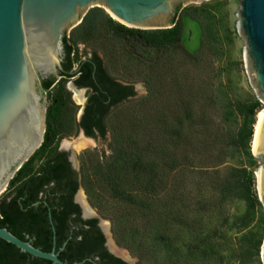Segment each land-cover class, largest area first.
Listing matches in <instances>:
<instances>
[{
  "label": "trees",
  "instance_id": "16d2710c",
  "mask_svg": "<svg viewBox=\"0 0 264 264\" xmlns=\"http://www.w3.org/2000/svg\"><path fill=\"white\" fill-rule=\"evenodd\" d=\"M218 7H180L171 27L151 30L127 27L101 7L87 11L73 37L72 70L77 71L48 95L45 143L0 196V227L50 251V216L58 255H110L102 247L97 220L78 216L73 196L81 186L110 220L116 243L145 264L260 262L264 219L255 220L261 202L251 153L256 116L262 110L257 98H231L208 82L173 79L172 97L162 108H149L113 132L108 156L95 155L76 171L67 152L58 149L60 139L77 128L86 136L104 137L114 109L135 95L133 85L119 81L97 54L101 43H116L128 67L151 62L152 67L171 69L176 57L167 53L172 51L196 63L205 49L216 51ZM187 18L201 31L194 52L183 45ZM81 43L93 48L87 58L80 55ZM159 53L167 58L156 59ZM70 79L87 89L79 121L66 88ZM214 106H219L222 126L207 116ZM70 222L79 228L68 236ZM28 255L0 239V264H27Z\"/></svg>",
  "mask_w": 264,
  "mask_h": 264
},
{
  "label": "water",
  "instance_id": "95a60500",
  "mask_svg": "<svg viewBox=\"0 0 264 264\" xmlns=\"http://www.w3.org/2000/svg\"><path fill=\"white\" fill-rule=\"evenodd\" d=\"M198 1L0 0V196L45 143L48 95L68 74L73 76L77 71L72 70L73 37L90 8H103L127 27L151 30L171 27L184 3ZM239 5L237 28L245 40V70L257 99L264 102V0H240ZM83 109L84 105L78 121ZM79 131L83 137H90L82 128ZM251 152L261 162L256 170V188L264 206V109L257 115ZM68 159L77 171L74 154ZM104 230L108 239L111 232ZM0 239L21 252L65 264L56 256L54 246L43 251L4 227H0ZM261 251L264 264V238Z\"/></svg>",
  "mask_w": 264,
  "mask_h": 264
},
{
  "label": "rangeland",
  "instance_id": "374dc122",
  "mask_svg": "<svg viewBox=\"0 0 264 264\" xmlns=\"http://www.w3.org/2000/svg\"><path fill=\"white\" fill-rule=\"evenodd\" d=\"M240 0H200L198 2H187L181 6V9L187 6L199 7L204 4L219 5L216 13V51L205 49L200 60L196 63H191L183 55L172 51L167 53L169 58L175 56V61L171 69L152 67L151 62H137L131 67L125 66L123 54L120 52L119 46L114 42L101 43L97 48V54L103 59L109 71L121 82L130 83L133 85L135 95L123 102L117 109H114L108 121L107 132L104 137L96 135L95 137L84 138L85 140L93 141V144L78 150L63 147L64 143H75L80 138H83L79 128L67 136L60 139L58 147L66 151L68 156L74 154L77 171L80 170L82 163L89 164L90 158L95 155L101 157L108 156L111 153L110 145L112 144L113 132L126 125L127 121L133 119L135 115L141 114L144 111L155 108H162L166 104V100L172 97L171 88L172 80L175 79L181 84H189L191 82L206 83L213 85V88L224 91L229 97L239 98L243 100L257 98V94L250 84L247 76L244 61H243V46L245 40L239 33L237 28V13L239 11ZM200 27L190 20H185V32L183 37V45L189 52H194L199 47L200 43ZM96 47V46H94ZM92 47L86 44H78V50L81 57L87 58L90 56ZM157 54L156 59L167 57L166 54ZM145 63V64H144ZM154 63V61H152ZM153 65V64H152ZM72 79L66 82V88L70 92L72 106L75 109V120L78 121V112L82 105L85 104L87 89L72 86ZM216 94H220L215 91ZM49 103V100H48ZM261 103V109H264V102ZM207 116L212 119L213 123L222 126L219 117V106L208 108ZM257 118V116H256ZM221 123V125H219ZM252 142V141H251ZM251 147V144H250ZM252 153V152H251ZM103 158H101L102 160ZM256 165L253 167L254 174V189L258 197L256 188V170L261 165L260 159L255 157ZM229 163L239 164V160H230ZM83 198L86 205L99 218V222L103 225H108L111 232V222L108 218L101 215L97 209L91 204L82 187L76 192V196ZM259 199V198H258ZM82 205V204H81ZM257 219H264V206L261 203V208L256 211ZM112 234V233H111ZM108 234L107 242L111 243L119 250L124 257L131 255L125 248L116 243L113 236ZM264 238V235H263ZM262 246V245H261ZM112 250V249H111ZM261 248L259 252V263L263 264L261 259ZM126 253V254H125ZM118 255V254H117ZM134 258H137L134 256ZM138 259V258H137ZM139 260V259H138ZM138 264H145L141 261Z\"/></svg>",
  "mask_w": 264,
  "mask_h": 264
},
{
  "label": "flooded vegetation",
  "instance_id": "af4514ba",
  "mask_svg": "<svg viewBox=\"0 0 264 264\" xmlns=\"http://www.w3.org/2000/svg\"><path fill=\"white\" fill-rule=\"evenodd\" d=\"M58 149L60 151H63L60 148H58ZM76 192L73 196V202L78 204V206H79L78 216L80 217V219H82L84 221L90 220V219H96L97 220L95 223V226L100 231V233L102 234L103 239H104L103 243H102V247L110 255H56L58 257V259L61 260L62 262H64L65 264H138L139 260L137 258H134V256L127 255V257H124L122 255H117L114 251H112L113 249L112 250L110 249V247L107 245V238H106V234H105V230H104V228L106 229L107 226L106 225L104 227L102 226V224L99 222V218L97 217V215H95L93 213L92 210H90V208H89L88 214H86V212L84 213L85 208L83 209V207H82L83 205L80 204L81 202L79 203L75 198ZM49 221H50V224H51V227L53 230V246L55 247V238H56L55 237V229H54V225H53V222H52L50 216H49ZM87 227H88V224H85L83 228L85 229ZM77 228H79L78 225H75L72 222H70V227L67 230L68 236H71V234L73 233V230L77 229ZM25 263H27V264H55L50 260L38 258V257L33 256V255H28L25 258Z\"/></svg>",
  "mask_w": 264,
  "mask_h": 264
},
{
  "label": "bare ground",
  "instance_id": "6f19581e",
  "mask_svg": "<svg viewBox=\"0 0 264 264\" xmlns=\"http://www.w3.org/2000/svg\"><path fill=\"white\" fill-rule=\"evenodd\" d=\"M258 115V114H257ZM257 119V118H256ZM256 125V124H255ZM84 138L86 137H83V138H80L78 141H76L75 143H64L63 144V147L65 148H70V149H75V150H78V149H81V148H84V147H88L90 145L93 144V141L91 140H85ZM77 200L79 202H81V204L83 205V209H84V213L86 212V214L89 213V207L86 205L85 201L83 200V198H80L79 196H77ZM90 215V214H89ZM102 226L104 227L105 225L102 224ZM107 228H108V225H106ZM106 228V229H107ZM109 247L110 249H113L112 251H114L116 254L118 255H122L124 256L119 250H117L111 243H109ZM126 254V253H125Z\"/></svg>",
  "mask_w": 264,
  "mask_h": 264
}]
</instances>
